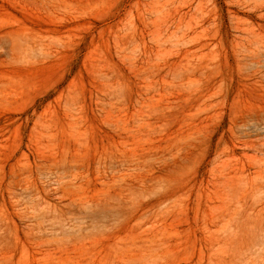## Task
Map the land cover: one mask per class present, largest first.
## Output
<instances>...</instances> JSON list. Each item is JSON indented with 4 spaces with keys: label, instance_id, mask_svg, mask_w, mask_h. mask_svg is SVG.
<instances>
[{
    "label": "rangeland",
    "instance_id": "1",
    "mask_svg": "<svg viewBox=\"0 0 264 264\" xmlns=\"http://www.w3.org/2000/svg\"><path fill=\"white\" fill-rule=\"evenodd\" d=\"M0 264H264V0H0Z\"/></svg>",
    "mask_w": 264,
    "mask_h": 264
}]
</instances>
